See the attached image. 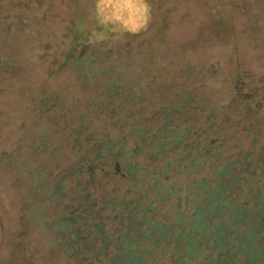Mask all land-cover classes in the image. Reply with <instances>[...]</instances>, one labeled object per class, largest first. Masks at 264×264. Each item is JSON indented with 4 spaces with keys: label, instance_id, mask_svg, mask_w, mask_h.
<instances>
[{
    "label": "trees",
    "instance_id": "16d2710c",
    "mask_svg": "<svg viewBox=\"0 0 264 264\" xmlns=\"http://www.w3.org/2000/svg\"><path fill=\"white\" fill-rule=\"evenodd\" d=\"M30 1L0 0V6ZM60 1L76 7L82 0ZM234 1L238 10L234 19L241 20L248 10L242 0ZM224 13L232 17L223 12L217 20L224 19ZM17 18L21 28L11 23L7 36L32 32L31 23ZM77 24L81 27L82 21ZM250 26L241 31L249 32ZM100 27L75 34L68 55V60L88 68L87 76L95 64H126L129 57V48L108 45L109 31L106 34ZM80 38L84 54L76 58ZM262 45L264 36L256 43L259 49ZM94 46L97 49L86 58ZM231 46L201 56L202 66L196 68L203 71L207 84L213 85L214 59L229 53ZM222 47L214 44V48ZM43 50L44 46L31 49L32 62L44 57ZM103 73L94 72L95 78ZM107 75L111 82L100 96L102 101L94 103L107 113L102 128L88 132L84 128L88 124L80 123L73 131V148L62 155L66 163H60L56 171H47L33 160L31 165L20 161L19 150L0 156V177L9 169L15 174L13 187L21 199L18 220L9 233L11 247L0 264H151L158 251L171 257V264H264V119H257V126L252 121L264 111V97H249L237 90L229 99L228 109L243 106L242 118L250 123L246 136L251 132L252 136L248 148L242 149L244 139L236 144L233 131L224 135L213 131L218 126L214 112L205 117L200 133L179 125L172 128V120L155 128L153 118L126 113L127 104L118 99L123 81L133 74L125 80L114 70ZM140 81L131 83L137 89ZM95 84L102 85L97 80ZM240 100L243 104H238ZM224 106L221 102L216 108ZM40 107L44 110L43 103ZM194 118L185 113V121ZM235 125L238 129L239 123ZM43 135L40 132L33 153L46 150ZM142 182L145 188H138Z\"/></svg>",
    "mask_w": 264,
    "mask_h": 264
},
{
    "label": "rangeland",
    "instance_id": "374dc122",
    "mask_svg": "<svg viewBox=\"0 0 264 264\" xmlns=\"http://www.w3.org/2000/svg\"><path fill=\"white\" fill-rule=\"evenodd\" d=\"M241 2L248 10L241 20L234 19L238 13L234 0H97L95 3L82 0L76 7L60 0L42 3L33 0L26 5L0 6V156L19 150L20 161L31 165L33 160L47 171H56L60 163H66L62 155L73 148V131L80 123L89 125L84 126L88 132L102 128L107 113L94 103L102 101L100 96L111 82L107 75L111 70L116 71L121 80L133 74L132 79L123 81L118 99L127 104L126 113L140 119L153 118L155 128L172 120V128L179 125V128L187 127L200 133L205 117L214 112L213 119L218 126L213 131L223 135L233 131L236 144L244 139L240 146L248 148L252 132L246 136L250 123L242 118L243 106L239 108L236 104L228 109V102L237 90L249 97H264V48L263 45L261 49L257 47L260 37L264 36V29L261 30L264 1ZM223 12H229L232 17L224 13V19L217 20L216 16ZM17 17L31 23L32 32L7 36L5 30L11 23L21 28ZM79 21H82L81 27L77 24ZM96 25L106 34L109 31L110 47L117 49L121 45L129 48L130 53H127L126 64L124 61L115 65L108 62L103 67L95 64L87 76L88 68L68 60V55L75 43V34ZM247 26L251 27L249 32H246ZM81 38L76 58L84 54ZM115 38L117 40H113ZM214 44L224 47L214 48ZM230 45L229 53L214 59L210 67L213 85L207 84L203 71L196 68L202 66L201 56L205 51L224 52ZM34 46L46 49L41 52L44 57L36 62L31 59ZM96 47L84 56L89 58ZM133 61L135 67L130 65ZM96 71L104 73L97 79ZM136 79L146 84L140 81L136 89L131 83ZM96 80L102 84L99 88ZM186 100L189 103L186 104ZM221 102L226 106L217 109ZM42 103L44 110L40 107ZM238 104H243L242 100ZM186 112L195 117L193 121L184 120ZM261 112L253 122L264 119L262 109ZM237 123L238 129L234 127ZM40 132L44 134L41 141L47 148L33 153L32 147L39 145ZM11 169L14 170V166ZM11 173L9 169L0 177V190H3L0 195V259L11 247L9 233L18 220L16 210L21 200L13 187L15 174ZM145 185V182L139 183L138 188ZM172 250L170 246V252ZM172 261L166 253L158 251L152 263L171 264Z\"/></svg>",
    "mask_w": 264,
    "mask_h": 264
}]
</instances>
